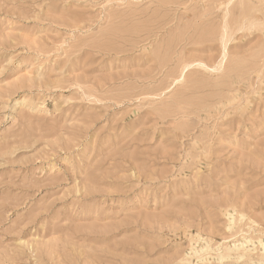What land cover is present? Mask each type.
Listing matches in <instances>:
<instances>
[{"label":"rangeland","instance_id":"374dc122","mask_svg":"<svg viewBox=\"0 0 264 264\" xmlns=\"http://www.w3.org/2000/svg\"><path fill=\"white\" fill-rule=\"evenodd\" d=\"M263 233L264 0H0V264H264Z\"/></svg>","mask_w":264,"mask_h":264},{"label":"bare ground","instance_id":"6f19581e","mask_svg":"<svg viewBox=\"0 0 264 264\" xmlns=\"http://www.w3.org/2000/svg\"><path fill=\"white\" fill-rule=\"evenodd\" d=\"M230 4V3H229ZM229 6V5H228ZM255 22V24H256V21H254ZM254 22H253V26H254ZM252 25V24H251ZM259 26H261L260 24H258ZM256 26H257V24H256ZM251 28H253V27H251ZM223 29H225V32H227L226 31V29H227V25L226 26H224L223 27ZM243 29V28H242ZM224 32V33H225ZM227 36V35H226ZM224 40V39H223ZM222 44H223V42H222ZM225 52V51H224ZM224 60V59H223ZM222 60V61H223ZM223 63V62H222ZM222 65V64H221ZM232 217V216H231ZM231 220H232V218H231ZM231 223V222H230ZM264 234V233H263ZM248 236V235H247ZM201 238V237H200ZM241 239H243V238H241ZM261 239V238H260ZM244 241L243 242H238L237 244H234L233 246H227L226 248H225V250L224 251H222V252H220L219 251V249H221V248H219V249H217L218 251V255H219V257H220V259H221V262H222V260H224V259H227V258H230L231 257V255H232V253H237L238 255H239V258L240 259H245V258H247V257H250V256H248V253L250 252V250L247 248L248 246H247V244H250V243H252L253 242V240L252 239H248V238H244L243 239ZM258 240V239H257ZM238 241V240H237ZM255 242V241H254ZM209 242H205V245L206 246H204V247H200L201 249H200V251H196V252H194V253H196V254H203V255H200L201 257H203L204 256V253H205V255L207 254V253H209V251H212L213 249L211 248V246L208 244ZM256 243V242H255ZM260 244V245H259ZM259 244H258V246H261V248L263 249V251H264V240H259ZM223 247V246H222ZM261 249V250H262ZM199 250V249H198ZM216 250V249H215ZM241 251H243L242 253H240ZM254 253V252H253ZM263 253V252H262ZM251 254V253H250ZM195 255V254H194ZM196 258V257H195ZM204 260L202 259V262H203ZM208 261V260H207ZM220 261V260H219ZM225 261V260H224ZM248 261V260H247ZM204 263V262H203Z\"/></svg>","mask_w":264,"mask_h":264}]
</instances>
